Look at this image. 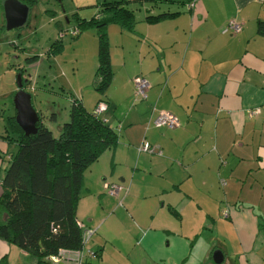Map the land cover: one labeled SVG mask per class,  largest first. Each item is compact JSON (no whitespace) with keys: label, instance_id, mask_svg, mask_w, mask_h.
<instances>
[{"label":"crops","instance_id":"crops-1","mask_svg":"<svg viewBox=\"0 0 264 264\" xmlns=\"http://www.w3.org/2000/svg\"><path fill=\"white\" fill-rule=\"evenodd\" d=\"M184 1L150 9L177 13L158 23L142 5L131 31L106 29L113 79L101 117L118 139L84 172L76 207L95 230V264H214V251L221 264H264V0H192L190 11ZM229 20L239 33L224 31ZM138 76L150 86L142 102ZM74 93L93 110L95 91ZM161 112L179 126L155 128ZM143 142L161 156L138 152ZM10 154L0 138V182ZM103 183L121 186L119 198ZM0 264L36 258L0 239Z\"/></svg>","mask_w":264,"mask_h":264},{"label":"trees","instance_id":"trees-1","mask_svg":"<svg viewBox=\"0 0 264 264\" xmlns=\"http://www.w3.org/2000/svg\"><path fill=\"white\" fill-rule=\"evenodd\" d=\"M4 1L0 0V3ZM19 1L29 8V14L37 3V0ZM174 1L99 0L94 5L96 14L90 19L80 18L77 13L72 15L75 20L72 29L77 31L74 35L70 34L72 38H77L85 29H95L98 34L93 85L97 99L93 110L84 108L79 99H72L69 121L59 128L58 138H54L45 126L44 119H49L47 117L39 114L37 133L25 137L14 122V110L5 118L0 113V138L12 145V154L0 182V239L33 255L36 264H60L61 260L51 263L50 258L64 253L69 260L63 261H70L69 264H95L99 260L101 248H87L95 230L90 229L88 237L89 228L76 218V207L81 199L84 172L104 151L116 146L118 139V128L112 127L101 117L108 109L106 93L113 79L106 29L110 25H117L131 31L136 23V12L142 5L146 9L144 21L149 24L173 17L177 13L168 10L152 13L150 9L159 8L161 2ZM182 4H187L189 11L193 8L192 0H185ZM230 21L235 20H229L224 27V31L229 33L231 31L227 25ZM262 29L260 26L259 30ZM134 91L133 83L135 101L145 100L137 97ZM99 105L105 106V110L96 113ZM51 118H54L53 115ZM160 128L169 129L166 126ZM160 151L157 148L147 153L161 156ZM226 212L229 215L228 209Z\"/></svg>","mask_w":264,"mask_h":264},{"label":"rangeland","instance_id":"rangeland-1","mask_svg":"<svg viewBox=\"0 0 264 264\" xmlns=\"http://www.w3.org/2000/svg\"><path fill=\"white\" fill-rule=\"evenodd\" d=\"M98 1L37 0L27 26L10 31L5 29L0 7V113L4 118L13 112L19 76L34 110L49 118L44 124L58 138L59 128L69 121L74 90L86 101L94 91L98 34L85 29L72 38L70 30L75 27L72 15L90 19Z\"/></svg>","mask_w":264,"mask_h":264},{"label":"water","instance_id":"water-1","mask_svg":"<svg viewBox=\"0 0 264 264\" xmlns=\"http://www.w3.org/2000/svg\"><path fill=\"white\" fill-rule=\"evenodd\" d=\"M2 13L7 31L22 28L27 20L29 8L19 0H5L2 4ZM17 92L13 97L14 122L25 137L37 133L40 115L34 110L30 96L22 89L20 77L16 81ZM214 264H221L222 255L214 251L211 256Z\"/></svg>","mask_w":264,"mask_h":264},{"label":"built area","instance_id":"built-area-1","mask_svg":"<svg viewBox=\"0 0 264 264\" xmlns=\"http://www.w3.org/2000/svg\"><path fill=\"white\" fill-rule=\"evenodd\" d=\"M227 29L231 31L232 34L238 33L241 30V25L239 23H236L235 21H230L227 25ZM226 31V30H225ZM77 31L75 29H72L70 31L71 35L76 34ZM134 83V89H135V95L137 97H139L140 99H146L147 95V89H148V82L146 81V79L138 76L135 77L133 80ZM105 110V106L103 105H99L96 109V113H101L102 111ZM258 113V110L254 111L251 115ZM152 124L154 127L156 128H160V127H164L166 126L169 129H173L175 127L178 126V121L177 119L172 116L169 113H165V112H161L159 113L152 121ZM155 149H157V147H150L147 143H143L138 147V152H153ZM103 190L110 196V197H114L117 199V197L119 198L120 193H121V186L116 185V184H108L105 183L103 185ZM119 206H121V198L119 199ZM228 215L227 212L223 213V216L226 217ZM91 232H88L87 235L88 237L90 236ZM61 257V258H60ZM65 257V258H64ZM51 263H58L59 260H69L68 255L66 253L64 254H60L59 257H51Z\"/></svg>","mask_w":264,"mask_h":264}]
</instances>
